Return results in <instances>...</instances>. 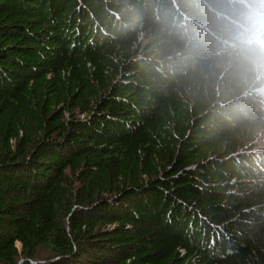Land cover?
<instances>
[{
	"label": "trees",
	"instance_id": "1",
	"mask_svg": "<svg viewBox=\"0 0 264 264\" xmlns=\"http://www.w3.org/2000/svg\"><path fill=\"white\" fill-rule=\"evenodd\" d=\"M262 134L259 0H0V264H264Z\"/></svg>",
	"mask_w": 264,
	"mask_h": 264
},
{
	"label": "rangeland",
	"instance_id": "2",
	"mask_svg": "<svg viewBox=\"0 0 264 264\" xmlns=\"http://www.w3.org/2000/svg\"><path fill=\"white\" fill-rule=\"evenodd\" d=\"M140 41L142 42V46L144 47L147 43V40L145 39V35L143 33H140ZM261 145L257 146L254 150H252V152H258V153H262L264 152V134H262L260 142ZM19 246V245H18Z\"/></svg>",
	"mask_w": 264,
	"mask_h": 264
},
{
	"label": "clouds",
	"instance_id": "3",
	"mask_svg": "<svg viewBox=\"0 0 264 264\" xmlns=\"http://www.w3.org/2000/svg\"><path fill=\"white\" fill-rule=\"evenodd\" d=\"M259 3H260V4H264V0H259ZM242 22H244V23L247 22L246 17L242 20Z\"/></svg>",
	"mask_w": 264,
	"mask_h": 264
},
{
	"label": "bare ground",
	"instance_id": "4",
	"mask_svg": "<svg viewBox=\"0 0 264 264\" xmlns=\"http://www.w3.org/2000/svg\"><path fill=\"white\" fill-rule=\"evenodd\" d=\"M18 245H19V243H18Z\"/></svg>",
	"mask_w": 264,
	"mask_h": 264
}]
</instances>
